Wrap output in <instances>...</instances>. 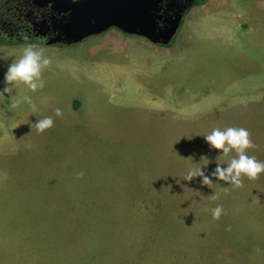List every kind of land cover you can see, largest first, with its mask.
Listing matches in <instances>:
<instances>
[{
    "label": "rangeland",
    "instance_id": "rangeland-1",
    "mask_svg": "<svg viewBox=\"0 0 264 264\" xmlns=\"http://www.w3.org/2000/svg\"><path fill=\"white\" fill-rule=\"evenodd\" d=\"M240 1L263 14L264 0ZM196 5L166 45L116 28L33 45L51 60L35 92L5 82L30 44L0 46V91L12 88L0 95V264H264V173L216 180L228 158L203 139L243 127L264 162V80L247 76L257 58L244 47L220 71ZM194 166L213 183L183 181Z\"/></svg>",
    "mask_w": 264,
    "mask_h": 264
},
{
    "label": "clouds",
    "instance_id": "clouds-1",
    "mask_svg": "<svg viewBox=\"0 0 264 264\" xmlns=\"http://www.w3.org/2000/svg\"><path fill=\"white\" fill-rule=\"evenodd\" d=\"M23 39H27L26 36ZM51 63L50 58L43 55V49L34 50L33 45H28L23 49V53L18 60L11 63L8 66L5 73L6 84L17 86V84H23L28 90L35 92L39 88L44 87V83L41 79V72L44 68L48 67ZM12 88L5 87L0 91V95L5 93L11 95ZM23 103L28 104L32 112L37 111V106L32 103L29 96L22 98ZM21 103V100H16L12 107H17ZM55 116L60 117L62 112L60 108L54 110ZM53 118L48 116L43 119L36 120L34 126L37 133H42L46 129L52 127ZM204 141L209 146L210 150H219L218 156L227 157V163L224 167L216 164L214 171L211 173L212 177L216 180L224 181L229 186L234 188L242 187L241 177H247L248 179H255L258 174L264 173V162L256 159L255 156L246 154V150L254 147L249 139V132L247 129L240 127H227L223 130L213 128L212 131L203 136ZM235 155L230 156V153ZM78 176H82L83 173H78ZM199 178L200 184L211 185L213 180L204 174L201 166H194L188 168L183 174V181L189 182ZM215 199V194L212 195ZM223 212L220 205H217L211 210L212 218L218 219ZM230 230V229H226Z\"/></svg>",
    "mask_w": 264,
    "mask_h": 264
},
{
    "label": "water",
    "instance_id": "water-1",
    "mask_svg": "<svg viewBox=\"0 0 264 264\" xmlns=\"http://www.w3.org/2000/svg\"><path fill=\"white\" fill-rule=\"evenodd\" d=\"M154 7V0H79L67 7L69 13L59 23L60 33L49 42L77 43L116 28L153 44L166 45L176 33L181 17L176 16L168 26L159 28L152 13Z\"/></svg>",
    "mask_w": 264,
    "mask_h": 264
},
{
    "label": "flooded vegetation",
    "instance_id": "flooded-vegetation-1",
    "mask_svg": "<svg viewBox=\"0 0 264 264\" xmlns=\"http://www.w3.org/2000/svg\"><path fill=\"white\" fill-rule=\"evenodd\" d=\"M77 1L0 0V45H66L49 41L60 33L59 23L68 15L67 7ZM199 1L203 0H154L152 13L156 26H168L180 16V27L185 15ZM24 36L27 39H23Z\"/></svg>",
    "mask_w": 264,
    "mask_h": 264
},
{
    "label": "crops",
    "instance_id": "crops-1",
    "mask_svg": "<svg viewBox=\"0 0 264 264\" xmlns=\"http://www.w3.org/2000/svg\"><path fill=\"white\" fill-rule=\"evenodd\" d=\"M224 3L229 5V9L222 8ZM249 7L248 2L244 3L240 0H205L200 2V5L194 9V13L197 10L199 11L201 38L206 40L205 44L208 42L207 46L214 45L215 49H221L223 52L221 56L216 58V64L221 72H223L221 67L228 64V61H224L225 57L233 55L234 50L237 51L236 56L239 57V51H241L239 48L244 47L248 48L246 51H249L250 57L257 58L255 64L252 63L248 66L247 76L252 79L259 76V79L264 80V9L262 15H257L249 11ZM213 8H215V13L212 11ZM186 16L188 15L186 14ZM207 22H210L211 25ZM187 25L184 28L185 30L188 28ZM212 25H214V28ZM242 26L246 27L245 30H242ZM187 33L184 32V34ZM177 46L178 44H175V48ZM256 51H262V53L257 55ZM212 60L214 61V59ZM204 61L208 62L209 60ZM231 67L233 69L230 74L236 75V67ZM260 95L257 94L256 97Z\"/></svg>",
    "mask_w": 264,
    "mask_h": 264
}]
</instances>
